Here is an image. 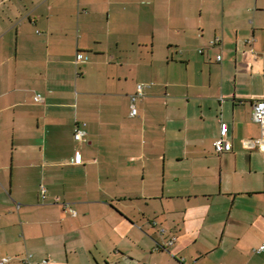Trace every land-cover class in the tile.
Instances as JSON below:
<instances>
[{
	"label": "crops",
	"instance_id": "crops-1",
	"mask_svg": "<svg viewBox=\"0 0 264 264\" xmlns=\"http://www.w3.org/2000/svg\"><path fill=\"white\" fill-rule=\"evenodd\" d=\"M260 99L264 0H0V261L264 264Z\"/></svg>",
	"mask_w": 264,
	"mask_h": 264
},
{
	"label": "built area",
	"instance_id": "built-area-1",
	"mask_svg": "<svg viewBox=\"0 0 264 264\" xmlns=\"http://www.w3.org/2000/svg\"><path fill=\"white\" fill-rule=\"evenodd\" d=\"M220 38L216 37L213 43H219ZM202 52V50H200ZM218 61L222 60V55H218L217 57ZM148 86L146 83H140L138 85L137 92L131 96V115L136 116L138 114V106H137V99L143 95L144 88ZM34 101L37 103H43L45 101L44 96L42 93H37L34 96ZM252 120L257 126V130L259 132L258 136L255 138L247 139L245 140V147L247 149H251L253 147H258L260 150L264 151V99L257 100L253 103V113H252ZM85 125V124H84ZM86 130L80 126L79 124L75 127L74 131V139L77 142L82 141L84 135L86 134ZM215 150L217 152H224V151H230L232 150V144L229 141H226L223 137L218 138L214 142ZM76 163H81L82 159L79 153H77L75 157ZM42 197H45L46 189L42 187L41 189ZM74 214H76L74 212ZM175 238H172L168 244H172L174 242ZM264 251V245H261L258 249H256V252H262ZM9 260L8 257L3 258L0 261V264H4ZM26 261L28 264H48V260L45 259L41 262H32L30 257L28 256L26 258Z\"/></svg>",
	"mask_w": 264,
	"mask_h": 264
},
{
	"label": "rangeland",
	"instance_id": "rangeland-1",
	"mask_svg": "<svg viewBox=\"0 0 264 264\" xmlns=\"http://www.w3.org/2000/svg\"><path fill=\"white\" fill-rule=\"evenodd\" d=\"M220 12H221V11H220ZM220 12H219V13H220ZM221 14H222V13H221ZM260 163H261V162H259V164H260ZM260 166L262 167V166H263V164L261 163V165H260Z\"/></svg>",
	"mask_w": 264,
	"mask_h": 264
}]
</instances>
